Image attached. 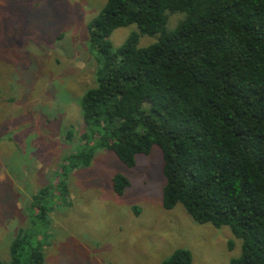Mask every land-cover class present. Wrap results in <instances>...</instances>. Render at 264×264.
Segmentation results:
<instances>
[{
    "label": "trees",
    "instance_id": "16d2710c",
    "mask_svg": "<svg viewBox=\"0 0 264 264\" xmlns=\"http://www.w3.org/2000/svg\"><path fill=\"white\" fill-rule=\"evenodd\" d=\"M132 23L138 31L114 47L111 32ZM87 31L100 67L80 104L95 146L132 166L157 145L163 207L229 226L241 246L227 264H264V0H106ZM144 34L159 35L138 46ZM90 154H80L85 165ZM128 184L112 178L117 194ZM9 252L7 264L44 262L25 228ZM191 259L178 248L160 264Z\"/></svg>",
    "mask_w": 264,
    "mask_h": 264
},
{
    "label": "rangeland",
    "instance_id": "374dc122",
    "mask_svg": "<svg viewBox=\"0 0 264 264\" xmlns=\"http://www.w3.org/2000/svg\"><path fill=\"white\" fill-rule=\"evenodd\" d=\"M105 2L0 0V260L25 228L42 243L43 264H160L178 248L191 264H227L241 246L229 226L199 223L180 203L163 207L157 145L127 166L83 125L81 96L100 67L87 23ZM182 15L170 14L167 29ZM133 31L118 27L108 39L118 47ZM115 174L129 181L122 194Z\"/></svg>",
    "mask_w": 264,
    "mask_h": 264
}]
</instances>
